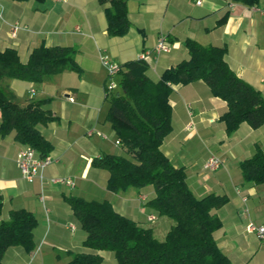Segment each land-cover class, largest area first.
<instances>
[{
	"label": "crops",
	"instance_id": "1",
	"mask_svg": "<svg viewBox=\"0 0 264 264\" xmlns=\"http://www.w3.org/2000/svg\"><path fill=\"white\" fill-rule=\"evenodd\" d=\"M126 4L129 28L124 35L112 36L106 30L105 5L98 0H0V50L12 47L25 61L39 45L71 46L79 68L64 69L39 83L2 82L21 106L48 99L42 108L57 117L36 126L52 146L47 154L52 162L42 169V178L33 181L22 178L15 162L16 153L26 145L13 132L0 134V219L23 208L37 221L33 249L11 246L3 264H68L73 254L88 250L82 245L86 233L66 197L108 200L117 212L150 228L159 240L172 224L146 204L154 196L153 188L109 191V172L91 165L94 157L114 154L113 148L119 146L104 120L108 78L101 56L123 64L152 50L164 35L170 50L153 56L147 69L148 76L157 80L165 69L188 57L184 41L191 38L205 46H224L229 67L264 95V0L254 6L233 0H201L199 5L193 0H126ZM170 86L171 131L161 150L173 166L184 168L196 197L217 193L229 198L215 210L222 222L214 232L219 249L233 264H264V242L245 230L247 221L264 224V183L243 180L239 168V162L257 147L264 151V125L253 129L242 122L227 134L221 119L226 103L204 81ZM211 155L223 163L204 170ZM62 177L74 185L51 181ZM150 214L162 222L148 221ZM100 254L101 264H117L111 251Z\"/></svg>",
	"mask_w": 264,
	"mask_h": 264
},
{
	"label": "trees",
	"instance_id": "2",
	"mask_svg": "<svg viewBox=\"0 0 264 264\" xmlns=\"http://www.w3.org/2000/svg\"><path fill=\"white\" fill-rule=\"evenodd\" d=\"M233 1L247 6L259 2ZM98 2L105 5L107 33L124 35L129 28L126 0ZM184 45L188 57L165 69L157 80L148 76V62L141 58L120 64L116 87L105 92L108 107L104 120L124 154L102 153L91 161L92 166L109 172V191L152 185L154 196L146 204L159 216L171 219V226L159 240L150 228L117 212L108 200L66 197L86 233L82 245L88 249L73 254L68 264H101L103 250L111 251L117 264H233L214 238L222 225L215 210L229 198L217 193L196 197L187 185L184 168L173 166L161 150L171 131L170 85L204 81L213 95L226 103L221 119L227 134L242 122L253 129L264 125V95L229 67L224 46H205L191 38ZM64 69L79 70L71 46L39 45L25 61L12 47L0 50L1 135L13 132L17 141L33 147L41 157L50 152V142L36 127L57 118L42 108L48 99L30 100L21 106L2 82L19 79L39 83ZM239 168L243 180L264 183V151L257 147L252 156L239 162ZM36 223L33 213L23 208L12 209L7 219H0V264L11 246H22L29 252L33 249Z\"/></svg>",
	"mask_w": 264,
	"mask_h": 264
},
{
	"label": "built area",
	"instance_id": "3",
	"mask_svg": "<svg viewBox=\"0 0 264 264\" xmlns=\"http://www.w3.org/2000/svg\"><path fill=\"white\" fill-rule=\"evenodd\" d=\"M65 1V0H59ZM193 2L197 5L201 3V0H193ZM170 50L169 44L167 42V38L164 35H160L157 39V42L154 48L150 51H143L138 58H141L149 63L150 59L162 52H167ZM101 63L107 70V78L111 79L110 82L108 81L105 86L106 89L112 90L116 87L117 83L115 80H112L114 75H116L120 69V64L111 60L108 56L104 55L101 56ZM69 100H72L71 97H68ZM93 131L90 130L87 133L91 134ZM98 135L105 137L104 134L97 132ZM115 144L119 145V141L115 139ZM16 165L20 171V174L23 179L27 181H33L35 178H42L41 171L45 168L48 164L52 162V158L48 155L41 157L39 156L38 152L31 146L26 145L25 147L21 148L15 156ZM223 160L215 155L209 156L203 163L204 170H215L221 164ZM53 182H59L66 184L68 186H73L74 182L68 177L62 178H53L51 179ZM245 201V197L243 198ZM156 216L150 214L147 216L148 221L155 220ZM72 228V226H71ZM245 230L248 233H254L261 242H264V224H257L253 221H247L245 224Z\"/></svg>",
	"mask_w": 264,
	"mask_h": 264
},
{
	"label": "rangeland",
	"instance_id": "4",
	"mask_svg": "<svg viewBox=\"0 0 264 264\" xmlns=\"http://www.w3.org/2000/svg\"><path fill=\"white\" fill-rule=\"evenodd\" d=\"M116 79H117V77H116V78H114V77L112 78V80H115V81H116ZM110 80H111V79L109 78L108 81L110 82ZM107 104H108V101L105 102V105H107ZM108 136H109V135H108ZM112 151H113L114 154H117V155L124 154L123 149H122L120 146L113 148ZM148 188H152V185H146V186H144V187H143V191H144V192H147ZM166 218H167V217H166ZM161 220H162L161 218H158V217H157L156 220H155L154 222L160 223V222H162ZM168 220H170V221L172 222L171 219L168 218ZM115 260H116V259H115ZM104 264H106V263H104Z\"/></svg>",
	"mask_w": 264,
	"mask_h": 264
}]
</instances>
